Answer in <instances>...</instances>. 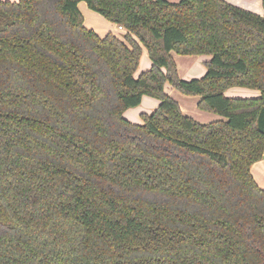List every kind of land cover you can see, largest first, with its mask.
Returning a JSON list of instances; mask_svg holds the SVG:
<instances>
[{"label":"trees","instance_id":"obj_1","mask_svg":"<svg viewBox=\"0 0 264 264\" xmlns=\"http://www.w3.org/2000/svg\"><path fill=\"white\" fill-rule=\"evenodd\" d=\"M80 1L123 36L87 28ZM141 46L151 66L134 77ZM173 52L210 56L203 76L179 78ZM166 83L225 119L186 115ZM143 96L158 105L131 122ZM263 157L264 15L0 0V264H264Z\"/></svg>","mask_w":264,"mask_h":264},{"label":"rangeland","instance_id":"obj_2","mask_svg":"<svg viewBox=\"0 0 264 264\" xmlns=\"http://www.w3.org/2000/svg\"><path fill=\"white\" fill-rule=\"evenodd\" d=\"M81 3L85 5L84 1H82ZM87 9L88 11H91L89 10L88 7ZM92 13H95V15L102 17L97 12H92ZM102 18L104 19V17ZM114 33H116L120 37L123 36V31L115 30ZM172 57L176 63V70H177L178 77L181 79L189 80L192 78H199L203 76L206 70L204 62L207 61L210 56L208 55H179L173 52ZM150 64H151V60L147 54V51L145 47L141 46V55L139 59V64H138L136 72L134 73V77H137L141 72H143L144 70H147L150 67ZM166 86H168V90H170V92L172 90L170 96L178 102L179 107L180 105L182 106V109L180 107L181 111L191 116L198 122L208 123V122H212L216 120L225 119L223 116L215 112L200 109L198 107V101L200 99V96L182 94L175 88L171 87L168 83H166ZM237 89H246V90L238 91V90H234V88H229L227 90V96L229 97H254V95H251L248 93V91H251L253 89H249V88H237ZM157 104H158V101L156 99L149 97V96H143L142 101L139 104V106L127 109L124 112V117L130 120L131 122L139 123L141 122L139 118V112L151 113ZM217 118H221V119H217Z\"/></svg>","mask_w":264,"mask_h":264},{"label":"crops","instance_id":"obj_3","mask_svg":"<svg viewBox=\"0 0 264 264\" xmlns=\"http://www.w3.org/2000/svg\"><path fill=\"white\" fill-rule=\"evenodd\" d=\"M9 1L17 2L18 0H9ZM168 1L176 2V1H179V0H168ZM226 1L231 3V4L238 5V6L242 7V8H244V9L253 11V12L257 13V14L264 15V9L262 8L261 0H226ZM81 2L78 3V9H79V11L81 12V14L83 16L84 25L87 28L92 29L99 36H104L105 34H107L109 32L114 33L115 30H119L118 26L115 25L114 23H111L108 20H106L105 18L103 19L102 17H99L98 15H95V13H92L94 11H92L91 9H89L91 11H88L87 4L84 2L85 5H83V3H81ZM124 33H125V31L123 30V34ZM114 34H116V33H114ZM150 66H151V64H150ZM232 88H234V90H238V91L246 90V89H237V88H243V87H232ZM255 90L253 89L251 91H248V93L251 94V95H254V96L259 95V91L258 90L255 91ZM165 91L169 95L172 92V90H171V92H170V90H168V86H166V85H165ZM225 94L227 95V90L225 91ZM157 105L155 106V108L157 107ZM180 107L182 109L181 105H180ZM141 113H143V112H139V118H140V114ZM145 113H147V112H145ZM217 119H221V118H217ZM141 122H139V123H141ZM251 173H252V176H253L256 184L259 187L264 188V157L261 160L256 161L255 163H253V165L251 166Z\"/></svg>","mask_w":264,"mask_h":264},{"label":"built area","instance_id":"obj_4","mask_svg":"<svg viewBox=\"0 0 264 264\" xmlns=\"http://www.w3.org/2000/svg\"><path fill=\"white\" fill-rule=\"evenodd\" d=\"M118 29L121 31H123L124 29L121 26H118Z\"/></svg>","mask_w":264,"mask_h":264}]
</instances>
